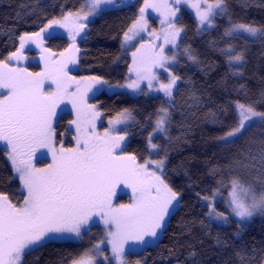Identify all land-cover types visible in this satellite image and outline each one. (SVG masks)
Masks as SVG:
<instances>
[{"label": "snow or ice", "instance_id": "6c2138e0", "mask_svg": "<svg viewBox=\"0 0 264 264\" xmlns=\"http://www.w3.org/2000/svg\"><path fill=\"white\" fill-rule=\"evenodd\" d=\"M238 2L246 9L254 0ZM137 3L139 0H80L75 10L66 11V5L60 4V14L51 17L44 8H34L28 14L47 22L39 31L19 35V47L0 59V144L3 145L0 154L10 163L9 182L18 180L17 191L21 193L14 203L8 194L0 192V264H26L25 257L47 243L82 240L91 225L98 223L97 217L103 224L99 241L71 264H128L126 246L139 247L142 251L158 246L160 234L167 231L170 218L179 211L182 194L167 178L168 148L153 141L162 138L171 143L173 139H183L170 136L172 113L176 111L174 92L179 91L183 82L176 70L183 57L192 64L200 63L190 45L181 48L186 30L182 25L177 26L180 5L194 10L198 35L217 29L218 18L226 21L228 26L219 40L208 41L214 51L226 58V78L243 77L241 70L247 63L248 51L229 40H243L247 44L251 39L264 46V25L234 19L228 0H143L123 32L120 47L125 52L135 47L134 42L143 40L144 33L149 39L131 53L126 82L112 84L98 75H70L69 66H78L82 52L77 38L87 42L89 24L106 12L123 11ZM149 9L159 13V30H150ZM60 29L66 31L70 42L57 55L44 46V38L45 34L55 38ZM221 40L224 47H218ZM29 45L40 50L43 68L39 72H30L20 63L29 59L25 54ZM169 51L171 55L167 54ZM104 88L112 94H156L161 106L156 109L155 120L150 114L144 124H139L134 109L125 108L108 121L109 126L102 133L98 132L96 122L102 113L98 105L88 103V97ZM193 102L199 103L195 95ZM68 103L75 115L68 121L66 131L74 129L75 144L65 147L61 141L57 147L56 124ZM218 111L224 115L231 111L233 123L224 125L212 113L213 123L228 128L217 141L229 151L236 146L237 153L227 166L210 168V175L221 178L215 181L214 188L205 189L204 195L199 192L195 195L206 209L205 219L200 221L202 228L212 222L228 224L235 217L238 227L234 238H239L244 223L256 215L264 216V146L256 151L250 146L239 147L254 124L264 127V111L256 110L254 102L238 100L229 101L228 108L221 107ZM137 124L142 130L146 125L152 129L145 138L146 157L127 151L132 128ZM41 149L47 152H40ZM38 152L39 158L50 154L51 162L36 167ZM154 156L159 158L153 159ZM124 189L130 190L129 202L114 203L118 190ZM224 191L227 196L223 195ZM220 202L225 211L218 210ZM215 240L218 246H228L219 236ZM104 245L110 246V254L105 253ZM172 255L169 249V256ZM234 256L239 264H264V247H241L234 250ZM197 257L195 250L188 254L191 264H202ZM135 264L143 262L138 260Z\"/></svg>", "mask_w": 264, "mask_h": 264}, {"label": "trees", "instance_id": "16d2710c", "mask_svg": "<svg viewBox=\"0 0 264 264\" xmlns=\"http://www.w3.org/2000/svg\"><path fill=\"white\" fill-rule=\"evenodd\" d=\"M143 0L135 7H127L123 11L106 12L94 19L88 26L87 42L81 39L78 47L82 49L78 66L75 71L79 75L93 74L102 76L110 83H122L128 73L129 55L121 50L123 32L131 23L133 13L137 11ZM66 5L65 10H75L80 6V0H0V59L5 58L14 51L18 45L17 37L24 32H34L46 23V20H38L37 15H29L34 8H44L49 17L60 14V4ZM229 8L234 19L243 22L255 21L258 25H264V0H254L249 7L242 8L238 0H228ZM20 18H17V14ZM42 15V14H40ZM35 21V23H34ZM154 23V20H151ZM178 23L184 26L186 34L183 35L181 47L190 45L194 53L198 55L200 63L192 64L186 57L181 58L177 74L183 77L179 84V91L174 92L176 111L172 113L170 136L183 137L181 140L173 139L166 143L165 139L157 138L153 143L162 144L168 148L167 178L175 190L182 194L179 211L170 218L166 225L167 231L159 236L158 246H149L145 250L131 254L132 260H141L143 264H191L188 258L190 251L198 253L202 264H239L234 256V250L241 247H264V216L256 215L250 221L244 223L239 238H234L237 232L236 219L231 218L228 224L212 222L210 226L202 228L200 221L206 209L201 206L195 193L204 195L205 189L214 188L215 177L210 175L209 169L213 166H227L229 160L235 157L237 147H231L229 151L224 145L219 144L217 137L228 130L221 123H213L212 113L215 118L224 125L233 123L231 111L228 115L218 111L219 108H228L229 101L253 103L258 111H264V46L259 41L249 39L247 44L243 40H229L231 43L247 48V63L241 70L243 77L225 76L228 72L225 57L209 46L208 41L219 40L220 34L228 26L223 18H218V28L203 35L197 34L194 17L180 5ZM67 39L56 34L55 38L49 36L45 39V46L53 51H61L66 48ZM225 42L220 41L218 47H224ZM29 54H34L29 51ZM121 57L120 60H116ZM115 61V62H114ZM37 63H30L29 67L37 70ZM244 88L241 89L240 86ZM123 93V90H116ZM193 95L199 98V103L193 102ZM92 101L98 102L103 117L107 118L122 109H134L136 120L144 124L151 114L155 120V112L161 106L159 96H133L131 94H112L111 90L89 94ZM62 119L56 124V141L66 145L72 144L71 130L68 121L72 114L65 109L61 113ZM137 124L132 128V136L127 144V151L141 156H147L145 152L146 137L152 129L145 126L142 130ZM186 129V130H185ZM264 127L254 124L252 129L245 134L239 142V147L253 151L264 146ZM1 148V147H0ZM228 156L229 159H225ZM155 157V156H154ZM48 160L39 158L38 165L45 164ZM226 170V168H225ZM12 175L9 162L0 154V192L8 194L16 202L20 197L18 180L9 182ZM243 175V173H242ZM126 196L121 195L119 201H126ZM218 209L224 208L218 204ZM207 224V221H205ZM95 233L86 235L82 241L62 240L47 243L46 246L25 257L26 264H71L82 254L85 247L95 241L100 235L99 226H94ZM183 229V231H182ZM227 241V247L218 246L215 238ZM191 245V247H189ZM169 249L173 255L169 256ZM163 257V259H162Z\"/></svg>", "mask_w": 264, "mask_h": 264}, {"label": "rangeland", "instance_id": "374dc122", "mask_svg": "<svg viewBox=\"0 0 264 264\" xmlns=\"http://www.w3.org/2000/svg\"><path fill=\"white\" fill-rule=\"evenodd\" d=\"M133 2H135V0H133ZM142 4H143V1H142L141 5H142ZM141 5H140V6H141ZM182 6H183V8H184L186 11H188V12L194 17V19H195L194 10L191 9V8H189L187 5H183V4H182ZM178 15H179V13H178ZM152 19L154 20L155 25H154L153 23H151V20H152ZM148 21H149V25H150V30H151V29H157V30L160 29L161 25H160L159 13H155V12H153L151 9H149V11H148ZM195 21H196V20H195ZM177 26H181V24H179L178 21H177ZM196 27H197V22H196ZM36 31H39V29L36 30ZM57 34H58V35H62V36H64V37L67 39L68 43L70 42L69 39H68L67 33H66V31H65L64 29H60V30L58 31ZM46 37H48L47 34H45V38H44V46H45V39H46ZM80 39H81L80 37L77 38V45H78V42H79ZM148 39H149V37L147 36L146 33H144V34H143V40H137V41L134 42V43H135V47H129V48L127 49L126 52H125V51H122L123 53H127V54L129 55V58H130L129 65H131V63H132L131 53H132L133 51H135L136 48H139L141 43H145V42H147ZM67 46H68V44H67ZM67 46H66V47H67ZM17 47H19V44L17 45ZM45 47H46V46H45ZM181 48H182V47H181ZM29 51H33L34 54H29ZM52 51H53V50H52ZM61 51H63V50H61ZM61 51H59V52H61ZM53 52L56 53L57 55L59 54L58 51H53ZM25 54L29 57V59L24 60V61H21V62H20L21 65H22L23 67H27L28 71H30V72H39V71H41V69L43 68V62H41L40 59H39V56H40V50H39L38 48H36L35 45H29V46H27L26 49H25ZM167 54H168V55H171L172 53L169 51ZM30 63H34V64L37 63V64H39V66H37V67H38L37 70H34L33 68H30V67H29V64H30ZM69 67L72 68V71L70 72V75H73V76H76V77L93 75V74L79 75V74H77L76 71H75V68H76L77 66H72V65H70ZM162 79H164L163 76H162ZM125 82H126V80L123 81L122 83H125ZM165 82H166V81H165ZM46 88H47V84H46ZM104 89L109 90V89H107V88H104ZM131 95H132V94H131ZM152 95L154 96V95H156V94H151V93H150L148 96H152ZM133 96H140V95H133ZM143 96H144V95H143ZM156 96H157V95H156ZM88 103H89V104H96V105H98V102H96V101H92L90 96L88 97ZM61 107L63 108L64 105H61ZM66 109L72 114V118H71V119H73L75 114H74V112H72L71 104H70V103L67 104V108H66ZM98 110L102 113V111H101V109H100L99 107H98ZM119 112H120V111H119ZM119 112H117V113H119ZM117 113H115V114H113L112 116L107 117V118H104V117H103V114H102V116L100 117V119H98L97 122H96V128H97V131L100 132V133H102V132L104 131V129L107 128V127L109 126V125H108V121H109L110 119H113L114 117H116ZM71 131L73 132V134H72V144H71V145H66V144H64V142H63V144H64L65 147H73L74 144H75V142H74V140H73V136L75 135V131H74V129H72ZM61 141H63V138H62ZM61 141H58V142L56 141V146H57V147L60 146V142H61ZM0 147L2 148L3 145L0 144ZM40 152H47V150H46V149H41ZM40 152L37 153V157H38V159H39V156H40ZM152 158H153V159H158L159 157H156V156H155V157H152ZM38 159H37V160H38ZM45 159H47L48 161H47L45 164H42V165H38V164H37V160H35V165H36V167H44L46 164L50 163V162H51V156H50V154H49V155L47 156V158H45ZM9 164H10V163H9ZM121 195H125V196H126V197H125V198H126V201H119V197H121ZM130 195H131V193H130V190H129V189H124L123 191H119V190H118V193H117V199L114 201V203H127V202H129ZM223 195H224V196H227V191H224ZM219 204L224 208V205H223L222 202H220ZM218 210H219V211H225V208H224L223 210H220V209H218ZM232 218H233V219H236L235 217H232ZM95 219L98 221V223H97V224H92V225H91V227H90V232L86 233V234L83 236V239H85V236H86V235H91V234H94V233H95V229H92V228H93L94 226H96V225L100 227L101 232H100L99 237H98L97 239H95V241H92L91 243H89V244L85 247V249L89 248V247L91 246V244H93V243H97V242L99 241L100 236H101V233H102V231H103V224H102V222H99V218H98V217L95 218ZM215 223H216V222H215ZM160 235H161V234H160ZM83 239H82V240H83ZM66 240H72V241H78V242L82 241V240H77V239H66ZM102 247L104 248V251H105L106 254H110V246L104 245V246H102ZM85 249H84V250H85ZM141 251H142V250H141L139 247L133 249V248H128V247L126 246V254H127V261H128V264H135V262L138 261V260H137V259L132 260V258L130 257V255H131V254L138 253V252H141ZM83 252H84V251H83ZM83 252H82V253H83ZM79 256H80V255H79ZM79 256H78V257H79ZM78 257H77V258H78ZM139 261H141V260H139Z\"/></svg>", "mask_w": 264, "mask_h": 264}]
</instances>
